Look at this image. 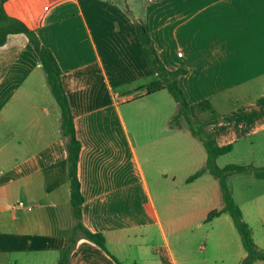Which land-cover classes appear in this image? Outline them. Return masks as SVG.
Instances as JSON below:
<instances>
[{
    "label": "crops",
    "instance_id": "0c3cea01",
    "mask_svg": "<svg viewBox=\"0 0 264 264\" xmlns=\"http://www.w3.org/2000/svg\"><path fill=\"white\" fill-rule=\"evenodd\" d=\"M3 6L36 31L59 64L82 146V221L102 234L110 253L79 236L68 264H241L251 257L228 213L196 225H209L206 244L212 242L218 254L195 257L184 229L170 235L159 203L186 184L192 187L178 194L197 204L196 187L213 176L208 152L170 115L164 137L177 127L189 132L199 162L193 173L206 171L192 182L193 173L181 180L164 171L153 185L141 158L148 157L151 142L138 125L130 130L128 121L136 123L142 108L155 116L152 99L167 89L147 94L148 86L172 80L144 55L136 31L143 22L164 68L184 71L176 82L187 102L213 106L214 114L198 113L203 120L218 118L205 131L219 146L232 145L227 155L242 143L250 152L251 140L264 136V0H4ZM61 117L32 43L25 34H10L0 47V264H58L72 234L69 139ZM172 149L170 144L168 157ZM171 178L177 190L166 194ZM19 202L33 210L15 209ZM252 202L248 211L240 207L256 241L257 230L264 234V194ZM198 204L209 213L217 207Z\"/></svg>",
    "mask_w": 264,
    "mask_h": 264
},
{
    "label": "rangeland",
    "instance_id": "374dc122",
    "mask_svg": "<svg viewBox=\"0 0 264 264\" xmlns=\"http://www.w3.org/2000/svg\"><path fill=\"white\" fill-rule=\"evenodd\" d=\"M151 106L157 109V114L155 116L150 114L149 108H142V115L138 117V121L135 120L136 123L128 121L130 130H132L133 124H135V126L138 125L145 134L144 138L151 142L149 143V151H147L148 157L146 158L144 153H141L144 170L153 185L156 182L154 178L157 177V174L164 171L174 172V174L182 180L186 176L192 174L196 165H199V162L195 161L197 152L194 149V145L196 144L194 141L196 140H194L195 138L189 132L183 130L181 127H177L179 129L174 128L171 137H164L165 134H170L162 131L165 121L168 120L170 115L175 114L176 116L179 110L174 96L168 90H162L154 96ZM198 113L195 116H191V123L195 128L200 127L197 122L202 120L201 115ZM180 123L186 128L189 127V124L184 118L177 121V125H180ZM159 138L162 140L158 141ZM251 141H255L256 143L255 146L250 149V152L245 153L243 149L244 144L242 143L235 148L233 153L217 159L215 165L221 169L228 165L251 166L254 167L256 171L264 169V136L258 135ZM168 142L171 144V149L173 147L172 156L169 157L167 156L169 151L168 147L170 145L167 144ZM140 152L142 151L140 150ZM209 178L207 183H205L207 179H203V187H196L197 192L201 193V199H196L197 204H191L190 199L182 198V194H178L192 187L190 186L188 188L189 185L186 186V184H184L179 191H176V193L178 192L176 196H167L163 202L159 203L161 217L163 218L167 231L171 235L174 231L182 232L184 229L181 235L185 238L192 237L190 238L189 248L192 250V254L195 257L200 258L218 254L217 251L212 250V242L206 244V232L210 228L209 225H204L201 229L196 226L202 223L207 215H209V210L199 209L200 206L198 202L201 203L203 206L202 208H205L207 204L209 206L213 204L217 205L216 209L222 208L223 206L220 181L215 176ZM215 182L217 184L216 186ZM226 183L236 204L243 206L246 211L253 208V199L264 194V178H258L252 172L229 174L226 177ZM177 184H174L172 178L169 179L167 181V186H164L167 192L166 194L171 193L174 189L177 190V188H175ZM167 204L170 206L169 208H165ZM191 230H193V232ZM256 237L257 242L254 240L255 243H258V246H264V234L257 230ZM170 239L172 240V245L175 246V248L178 247L179 242H177L175 237L171 236ZM230 250L232 256H236L238 248L235 244L230 246Z\"/></svg>",
    "mask_w": 264,
    "mask_h": 264
},
{
    "label": "trees",
    "instance_id": "16d2710c",
    "mask_svg": "<svg viewBox=\"0 0 264 264\" xmlns=\"http://www.w3.org/2000/svg\"><path fill=\"white\" fill-rule=\"evenodd\" d=\"M4 0H0V47L5 45L7 38L10 34H25L30 42L33 45L37 55L39 56L40 62L46 73L47 83L52 91L56 102L62 111L61 117V131L64 137H68L67 141V154H68V171L70 176V201L72 206V214L75 219V224L72 229V234L67 240L66 247L62 250L61 256L59 258L58 264H68V259L72 251L75 248V244L79 236H82L85 239L92 241L97 244L102 250L110 254L106 248L105 238L101 233H95L88 230L82 221V211L85 203L84 196L82 194L81 182L79 177V164L81 162V142L77 137L76 128L74 123V116L71 112L68 99L66 97V92L62 86L61 82V69L57 60L55 59L52 52L45 48L42 42L40 41L36 31L28 28L22 21L10 17L5 12L3 6ZM136 31L138 38L143 46V53L146 56L150 66L154 71L161 72L165 75L171 76L172 80L167 81L164 85L161 81L151 83L148 86L147 94L151 92H157L162 89H167L176 100V103L179 106L178 113L174 116L173 124L176 126L177 121L181 118L186 119L189 124L190 131L198 136L202 141L203 145L208 152L209 159L207 167H209L210 173L219 179L221 186V198H222V208L212 210L209 215L206 217V222L212 221L214 218L221 216L225 213L230 214L240 236L243 248L252 256L246 259L241 264H252L255 261L263 260L264 261V249L260 248L254 241L253 232L250 226L243 219V211L241 207L236 204L231 191L227 186L226 177L229 174L233 173H249L252 172L258 178H264V169L256 171L254 167L244 166V165H228L225 168L221 169L215 165V161L218 157L227 155L232 150V145H227L221 147L213 139L212 135L205 131V127L210 124L218 121L216 116L208 120H200V127H194L191 123L192 115H197L198 112H207L210 111L214 114L213 106L210 102L205 101L198 103L196 105H190L185 99V94L179 88L176 82V78L183 73L184 71H175L169 72L164 68L161 61L159 60L155 47L153 45L152 38L148 33L145 24L139 22L136 25ZM206 171L205 168L193 173L189 178L188 182H192L195 179L200 178ZM116 260V258L114 259ZM117 261V260H116ZM118 262V261H117Z\"/></svg>",
    "mask_w": 264,
    "mask_h": 264
},
{
    "label": "built area",
    "instance_id": "2783aa9c",
    "mask_svg": "<svg viewBox=\"0 0 264 264\" xmlns=\"http://www.w3.org/2000/svg\"><path fill=\"white\" fill-rule=\"evenodd\" d=\"M17 208H28L29 210H33V207L31 205L27 206L25 203L23 202H19L17 204V206H15V209Z\"/></svg>",
    "mask_w": 264,
    "mask_h": 264
}]
</instances>
